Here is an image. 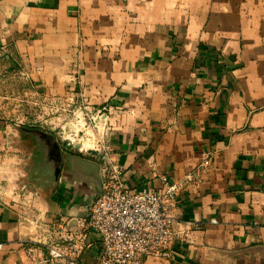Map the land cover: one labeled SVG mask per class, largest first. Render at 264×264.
I'll list each match as a JSON object with an SVG mask.
<instances>
[{
	"label": "crops",
	"instance_id": "crops-1",
	"mask_svg": "<svg viewBox=\"0 0 264 264\" xmlns=\"http://www.w3.org/2000/svg\"><path fill=\"white\" fill-rule=\"evenodd\" d=\"M0 48L104 130L82 155L0 126V264H39L57 226L84 231L79 262L97 263L105 154L130 191L180 185L185 238L145 264H264V0H0Z\"/></svg>",
	"mask_w": 264,
	"mask_h": 264
},
{
	"label": "built area",
	"instance_id": "built-area-1",
	"mask_svg": "<svg viewBox=\"0 0 264 264\" xmlns=\"http://www.w3.org/2000/svg\"><path fill=\"white\" fill-rule=\"evenodd\" d=\"M211 159L212 153L202 154L200 166L207 167ZM100 172L101 192L86 219L100 245L96 264H145L147 259L170 258L174 239L182 235L174 232L171 214L180 185L161 176L156 188L130 191L123 182V169L107 154L101 158ZM52 230L50 236L37 240L45 253L39 264H80L86 233L67 226Z\"/></svg>",
	"mask_w": 264,
	"mask_h": 264
},
{
	"label": "rangeland",
	"instance_id": "rangeland-1",
	"mask_svg": "<svg viewBox=\"0 0 264 264\" xmlns=\"http://www.w3.org/2000/svg\"><path fill=\"white\" fill-rule=\"evenodd\" d=\"M14 53L0 48V126L10 128V137H52L59 149L82 155L103 150L98 114H85L72 107V99L53 98L38 90L29 69Z\"/></svg>",
	"mask_w": 264,
	"mask_h": 264
},
{
	"label": "water",
	"instance_id": "water-1",
	"mask_svg": "<svg viewBox=\"0 0 264 264\" xmlns=\"http://www.w3.org/2000/svg\"><path fill=\"white\" fill-rule=\"evenodd\" d=\"M89 154H92L93 155V153H89Z\"/></svg>",
	"mask_w": 264,
	"mask_h": 264
}]
</instances>
